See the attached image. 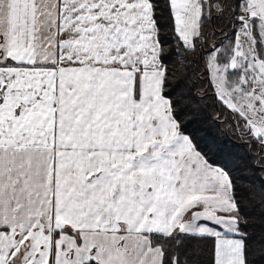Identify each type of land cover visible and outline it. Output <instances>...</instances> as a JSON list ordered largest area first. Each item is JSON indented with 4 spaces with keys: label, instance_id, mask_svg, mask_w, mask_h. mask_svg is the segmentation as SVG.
<instances>
[{
    "label": "snow or ice",
    "instance_id": "snow-or-ice-1",
    "mask_svg": "<svg viewBox=\"0 0 264 264\" xmlns=\"http://www.w3.org/2000/svg\"><path fill=\"white\" fill-rule=\"evenodd\" d=\"M197 60L264 173V0H0V264L264 257V176L242 203L179 118Z\"/></svg>",
    "mask_w": 264,
    "mask_h": 264
},
{
    "label": "trees",
    "instance_id": "trees-1",
    "mask_svg": "<svg viewBox=\"0 0 264 264\" xmlns=\"http://www.w3.org/2000/svg\"><path fill=\"white\" fill-rule=\"evenodd\" d=\"M217 24H226L225 21H217ZM230 32V29H227ZM219 33V28H218ZM192 64L187 81L176 88L174 95L179 96L180 104L177 105L180 111V120L184 125V130L189 134L200 147L206 151L215 164L232 174L238 185V192L242 203L248 204L249 197L247 189L258 191L261 184V176L264 173L251 165L256 159L257 149L244 142L240 136L234 135L225 125L217 124L212 117L215 115V108H205V104H210V99L197 101L196 94L204 95V87L201 81L196 79L195 73L201 72L199 61H190ZM183 70H181L182 72ZM181 72L170 76V80L176 79ZM169 87H173L172 84ZM223 119V117H221ZM249 232L255 231L257 255L254 257L255 264H264V257H261L259 250L260 229L250 227Z\"/></svg>",
    "mask_w": 264,
    "mask_h": 264
},
{
    "label": "water",
    "instance_id": "water-1",
    "mask_svg": "<svg viewBox=\"0 0 264 264\" xmlns=\"http://www.w3.org/2000/svg\"><path fill=\"white\" fill-rule=\"evenodd\" d=\"M202 71H203V69H202ZM202 71H201V72H202Z\"/></svg>",
    "mask_w": 264,
    "mask_h": 264
}]
</instances>
